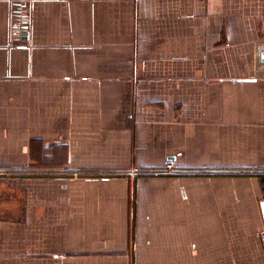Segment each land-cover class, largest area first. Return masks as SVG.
Instances as JSON below:
<instances>
[{
	"label": "crops",
	"instance_id": "0c3cea01",
	"mask_svg": "<svg viewBox=\"0 0 264 264\" xmlns=\"http://www.w3.org/2000/svg\"><path fill=\"white\" fill-rule=\"evenodd\" d=\"M263 53L264 0H0V264H264Z\"/></svg>",
	"mask_w": 264,
	"mask_h": 264
},
{
	"label": "built area",
	"instance_id": "2783aa9c",
	"mask_svg": "<svg viewBox=\"0 0 264 264\" xmlns=\"http://www.w3.org/2000/svg\"><path fill=\"white\" fill-rule=\"evenodd\" d=\"M175 167V163L173 161H169L167 163V170L164 171L165 174H176V171H173ZM260 210H261V218H262V229L259 233L260 239L264 244V200L259 202Z\"/></svg>",
	"mask_w": 264,
	"mask_h": 264
},
{
	"label": "water",
	"instance_id": "95a60500",
	"mask_svg": "<svg viewBox=\"0 0 264 264\" xmlns=\"http://www.w3.org/2000/svg\"><path fill=\"white\" fill-rule=\"evenodd\" d=\"M263 61H264V53H263Z\"/></svg>",
	"mask_w": 264,
	"mask_h": 264
}]
</instances>
